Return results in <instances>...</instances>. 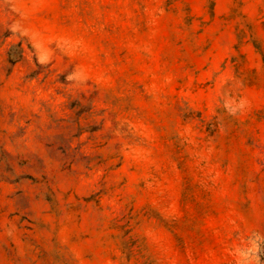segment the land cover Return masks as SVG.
I'll use <instances>...</instances> for the list:
<instances>
[{"label":"rangeland","instance_id":"rangeland-1","mask_svg":"<svg viewBox=\"0 0 264 264\" xmlns=\"http://www.w3.org/2000/svg\"><path fill=\"white\" fill-rule=\"evenodd\" d=\"M0 264H264V0H0Z\"/></svg>","mask_w":264,"mask_h":264}]
</instances>
